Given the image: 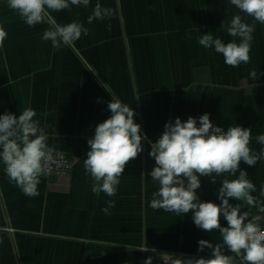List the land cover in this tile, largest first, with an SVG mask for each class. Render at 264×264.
Returning a JSON list of instances; mask_svg holds the SVG:
<instances>
[{"label":"crops","instance_id":"1","mask_svg":"<svg viewBox=\"0 0 264 264\" xmlns=\"http://www.w3.org/2000/svg\"><path fill=\"white\" fill-rule=\"evenodd\" d=\"M97 3L113 16L89 24ZM236 14L253 23L229 0H90L88 7L50 12L60 25L76 21L89 29L74 45L55 49L42 39L48 24L30 27L0 0V26L8 34L0 46V115L35 110L48 145L72 160L67 180L40 177L36 197L11 183L0 162V264H144L148 257L153 264L161 252L210 258V249L198 251V241L222 243L218 230L197 228L192 213L177 216L150 207L159 185L148 175L155 167L149 141L158 140L168 118L199 121L208 113L225 131L235 125L251 129L250 147H264L256 140L264 134V25L255 22L250 62L238 67L198 42L211 33L238 43L221 27ZM112 94L134 109L147 139L109 197L93 193L83 161L96 125L111 115ZM240 168L255 184L259 205L229 202L241 204L250 219L258 217L264 229V160L254 166L241 161ZM238 175L215 176V184L200 177L199 200L219 204L221 181ZM107 200L115 201L111 215L102 212ZM220 224L227 226L223 216Z\"/></svg>","mask_w":264,"mask_h":264},{"label":"clouds","instance_id":"2","mask_svg":"<svg viewBox=\"0 0 264 264\" xmlns=\"http://www.w3.org/2000/svg\"><path fill=\"white\" fill-rule=\"evenodd\" d=\"M229 2L253 19V23L249 24L240 14H236L227 25L222 23L221 27L227 34L239 38V42L233 39L224 43L211 33L198 37V42L202 47L222 54L226 65L238 67L241 63L250 62L255 22L264 25V0ZM89 4L90 0H7V6L28 26L49 25L42 39L51 41L55 49L61 45H74L82 34L88 35L89 29L76 21L60 25L50 12L71 11L73 5L88 7ZM112 16L111 8L97 3L87 22L103 21ZM7 35L0 26V46ZM250 76L255 79L256 70H252ZM101 86L108 89L106 84ZM107 110L111 112L110 117L98 123L94 137L87 140L90 150L83 167L94 181L93 193L99 195L103 192L112 197L117 193L126 166L143 151L142 140L147 137L141 134V126L134 121V109L113 94ZM36 116V111L31 108L24 109L18 116L11 113L0 115V162L9 181L28 197L39 195L40 177L53 162L56 151L48 145V135L45 128L40 126V121L34 119ZM251 139V129L235 125L225 131L215 126L209 114L205 113L199 117V126L196 118L189 116L182 122L177 117L174 123L164 125L158 140L149 141V156L154 158L155 167L148 175L159 185L158 190L152 193L150 207L177 216L192 213L197 228L205 232L218 230L222 237V243L215 245L204 239L198 241V251L210 249V258H182L176 260L175 264H237L236 258H240L242 264H264V229L255 222L259 218L250 219L248 211H241V204L229 202L230 199L240 201L249 209L259 205L257 197L252 195L256 191L255 184L248 178L247 171L240 168L241 161L254 166L264 160V147L259 152L254 151L250 147ZM256 140L264 146V134L258 135ZM237 173V178L221 181L217 190L219 204L199 200L197 190L201 187L200 177H211V182L215 184V176H236ZM260 196L264 197V186H261ZM105 203L102 212L111 215L110 209L115 206V201L107 200ZM259 211L264 212V207H260ZM221 216L227 221L226 227L220 224ZM144 264H152V257H148Z\"/></svg>","mask_w":264,"mask_h":264},{"label":"built area","instance_id":"3","mask_svg":"<svg viewBox=\"0 0 264 264\" xmlns=\"http://www.w3.org/2000/svg\"><path fill=\"white\" fill-rule=\"evenodd\" d=\"M175 119L173 118H168L166 121L163 123L164 125L167 122H173L174 123ZM181 121H185L182 120ZM215 126L220 127L223 129L221 126L213 123ZM197 126H199V121H197ZM163 131H164V126H163ZM71 166H72V160L68 158L66 155L62 153L55 152L54 153V160L53 162H50L49 165L46 168L45 173L42 175V177L45 178H51L53 180H64L69 177L70 171H71ZM185 183H187L185 179ZM158 261L154 262L153 264H175V261L178 259L182 258H188V257H203V256H189V255H182V254H169L165 252H161L158 254ZM203 258H208V257H203Z\"/></svg>","mask_w":264,"mask_h":264}]
</instances>
